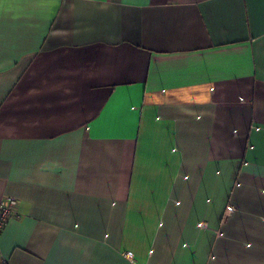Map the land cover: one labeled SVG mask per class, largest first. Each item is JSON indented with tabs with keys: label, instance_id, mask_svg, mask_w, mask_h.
I'll return each instance as SVG.
<instances>
[{
	"label": "crops",
	"instance_id": "1",
	"mask_svg": "<svg viewBox=\"0 0 264 264\" xmlns=\"http://www.w3.org/2000/svg\"><path fill=\"white\" fill-rule=\"evenodd\" d=\"M3 196L0 264H264V0H0Z\"/></svg>",
	"mask_w": 264,
	"mask_h": 264
},
{
	"label": "built area",
	"instance_id": "2",
	"mask_svg": "<svg viewBox=\"0 0 264 264\" xmlns=\"http://www.w3.org/2000/svg\"><path fill=\"white\" fill-rule=\"evenodd\" d=\"M16 199L12 196H3L0 198V233L9 217L14 213ZM229 210H232L230 207ZM2 264H8V261L3 259Z\"/></svg>",
	"mask_w": 264,
	"mask_h": 264
}]
</instances>
